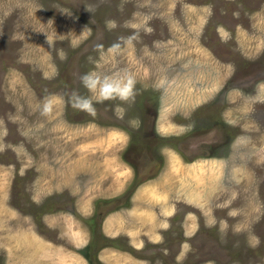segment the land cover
I'll return each instance as SVG.
<instances>
[{
  "label": "rangeland",
  "instance_id": "obj_1",
  "mask_svg": "<svg viewBox=\"0 0 264 264\" xmlns=\"http://www.w3.org/2000/svg\"><path fill=\"white\" fill-rule=\"evenodd\" d=\"M86 73L131 75L135 102H101ZM73 92L97 114L73 107ZM154 112L155 131L174 135L155 167L145 143L130 159L128 132ZM222 119L233 140L220 149ZM134 168L149 181L104 223L115 238L97 242L100 264H264V0H0V264H90L85 219L53 208L71 195L90 216Z\"/></svg>",
  "mask_w": 264,
  "mask_h": 264
},
{
  "label": "flooded vegetation",
  "instance_id": "obj_2",
  "mask_svg": "<svg viewBox=\"0 0 264 264\" xmlns=\"http://www.w3.org/2000/svg\"><path fill=\"white\" fill-rule=\"evenodd\" d=\"M227 86H228V84H226V86L224 88L222 86L224 91L228 89ZM222 101H223V99H222ZM156 123H157V115H156V112H154V115H152V117L150 119H146V117H143L140 120V122L138 123L137 127L132 128V129L130 128V130L128 131L130 133V135H131V138H132V140L130 142V145L133 146L135 148V150L133 151V154H131V155H130L131 151H127L126 153H124V158H127L128 155H130L129 157H130L131 160H133L134 156L137 157L139 155L138 147H139L140 144H143V143H145L147 145V147L149 146L151 148V150L154 151V153H156V156L160 157V155L158 154V151H157L158 150V145L162 144L163 141L166 142L167 140L172 138L171 136H174V135H171L170 131L165 133V132H162L161 130H160V132L163 135L158 134L155 131V126L157 128V124ZM228 126H229L228 123L226 121H224L223 119L220 120V123L218 124V134H220L218 136V138L220 139V141L216 142V143L218 144V148H220V149H222V147H226L227 145L232 143L233 138L232 137H228L226 135V133H225V131H227V129H228ZM158 129H159V126H158ZM158 136L161 137L162 139H158L157 138ZM192 147H193L192 144H190L189 148H192ZM172 151H174V150L172 149ZM188 151H189V149H188ZM12 152H13V154L15 156H17L14 151H12ZM125 155H126V157H125ZM170 156H171V158H170ZM167 159L173 160L170 149H169V152L167 154ZM14 162H15V157L13 156V158L11 160V164H13ZM147 162L149 164H151V162H154L153 167H155L156 165H160L161 166L164 163L161 157H160V160H156L154 156H153V159H150ZM135 164L137 165L138 163H135ZM13 167H19V165L18 164H14ZM133 171H134V177L130 181V183L127 186V188L123 191V193H120L119 195H117L115 197H112L110 199L96 200L93 203V210H91L92 212L90 213V216L88 215L87 217H85L84 215H82L78 211V201H77V199L75 200L73 198V196H71V195L68 198L69 200H67L64 204L62 203V201L58 202V203H56V207L53 208V209H56L55 211H58V212H61V213L62 212H67L70 215H73V213H74V214L79 215L81 218L85 219V221H84L85 224H86L85 227L91 234V240H89V243L86 244L87 252L85 253V259H86L87 263L100 264L98 259H96L97 258V253L102 249V247L97 245V242L99 240H103V241L106 242V244H103L104 245L103 248L104 247H108V245L111 243V240L103 235V222L110 215H112L113 213L119 211V209H121V208L122 209L129 208L130 204H131L130 201L132 199V195L136 191L137 187H139V185L149 181L148 179L146 181H144V182L139 180V177L141 176V174L139 173L140 171H138V168L137 169L134 168ZM37 172H38V170L36 168L33 170V173H35L36 175L25 172L24 176L22 178V181L25 182V181H27V178H31L33 176H36V178L30 184V187H33V184L36 183V181L38 180L37 178L40 177V175L39 176L37 175ZM14 184H15V182L13 181L11 183V187L12 188H14ZM35 186H36V184L34 185V187ZM28 193L32 194L31 197L29 195V197H30L29 201H31L32 203L35 202L34 188L32 190L29 189ZM54 199H58V198L54 197ZM47 200H50V197ZM47 200H46V202L49 203L50 201H47ZM12 202H15V200L12 199ZM112 206H114L113 209H112ZM45 213H46V211L43 209V213L42 214L45 215ZM42 214L39 213V215H41V216H42ZM65 229L66 228H65L64 224L60 223L55 229L56 230L55 234L59 237V236H61L64 233ZM126 247H128L130 249V251H133V254H137L136 252L142 253V250H143L142 249L143 247L140 248V249H135L132 246H130L129 244H126ZM159 250H160V252H164L161 248ZM145 259H146L145 261L147 262V264H149L150 263V262H148L149 258L145 257ZM139 261H144V260L142 259V260H139ZM155 262L156 261H153V263H155Z\"/></svg>",
  "mask_w": 264,
  "mask_h": 264
},
{
  "label": "clouds",
  "instance_id": "obj_3",
  "mask_svg": "<svg viewBox=\"0 0 264 264\" xmlns=\"http://www.w3.org/2000/svg\"><path fill=\"white\" fill-rule=\"evenodd\" d=\"M111 26H115L114 22L109 21ZM90 32L91 30L88 29ZM113 49H118L119 44H114ZM51 56V53H49ZM61 58H66V54L61 51ZM83 86L89 92H99L101 102L106 100H119L122 103L132 104L135 102L136 89L135 79L131 75H127L120 78H112L104 76L103 78L95 76L92 73H86L81 77ZM72 99L74 101L73 107L86 112L89 115L95 116L97 114L96 107L90 97L82 96L78 92L72 93ZM54 107V100L52 97L46 98L43 104V113L50 114ZM119 107V105H118ZM121 111H125L121 109ZM138 123V121H136Z\"/></svg>",
  "mask_w": 264,
  "mask_h": 264
},
{
  "label": "crops",
  "instance_id": "obj_4",
  "mask_svg": "<svg viewBox=\"0 0 264 264\" xmlns=\"http://www.w3.org/2000/svg\"><path fill=\"white\" fill-rule=\"evenodd\" d=\"M81 214H85V213H88V211H86V212H82V211H79ZM15 213V212H14ZM109 218V217H108ZM107 218V219H108ZM12 219L14 220V217H12ZM107 219L103 222V225H105L104 223L107 221ZM11 223H13V221H11ZM9 225L11 226V224L9 223ZM12 227V226H11ZM67 230H68V227H67V225H66V229L64 230V233L62 234V235H66L67 234ZM122 232L123 231H120L119 233H118V235H120V234H122ZM61 235V236H62ZM104 236H106V237H108V238H111L112 236H114V232H111V233H109V232H107V233H105V234H103ZM117 235V234H116ZM61 236H59V238L61 237ZM80 236L78 235V238H79ZM113 239L115 238V236L114 237H112ZM111 238V239H112ZM21 239V244L20 245H22V246H24L25 245V247L27 248V250H29L28 248H29V246L31 245L29 242H28V240H31V238H29L28 237V240L25 238V236H23V238H20ZM15 241H16V239H14V237H12L11 236V241H9V243L11 242V243H13V244H15ZM45 241V240H44ZM9 243H8V245H9ZM47 243V242H46ZM85 244H87V243H85ZM129 244V243H128ZM130 246H132L133 247V245H132V243H131V241H130V244H129ZM58 247H60V248H64V247H62V246H58ZM10 248V247H9ZM105 248H107V247H104L103 249L105 250ZM133 248H135V247H133ZM7 249V248H6ZM6 249H4L5 250V252H8V250H6ZM65 249V248H64ZM102 249V250H103ZM116 248H114V250H115ZM135 249H140V248H135ZM102 250H100V252L102 251ZM116 251H120V252H122V253H124V254H127L129 257H133V256H131V254L127 251V250H122V249H116ZM12 252V251H11ZM99 252V253H100ZM134 258V257H133ZM134 260H135V258H134ZM137 261H139V260H137ZM143 262V261H142Z\"/></svg>",
  "mask_w": 264,
  "mask_h": 264
}]
</instances>
